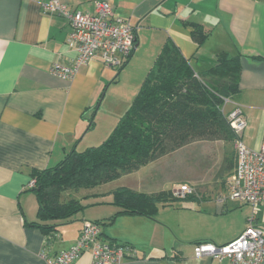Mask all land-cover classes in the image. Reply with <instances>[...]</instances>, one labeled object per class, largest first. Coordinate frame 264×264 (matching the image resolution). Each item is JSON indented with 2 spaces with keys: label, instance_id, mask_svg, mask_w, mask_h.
Here are the masks:
<instances>
[{
  "label": "crops",
  "instance_id": "0c3cea01",
  "mask_svg": "<svg viewBox=\"0 0 264 264\" xmlns=\"http://www.w3.org/2000/svg\"><path fill=\"white\" fill-rule=\"evenodd\" d=\"M49 1L0 0V264H45L41 254L53 257L71 248L85 219L103 220L116 212L114 187L94 189L88 193L106 196L105 201L88 202L89 211L60 223L56 238L47 243L43 233L25 225L36 220L37 211L36 197L25 186L33 170L53 167L73 148L84 150L109 136L168 39L197 72L213 67L219 52L238 57L239 93L224 109L228 113L238 106L242 111L247 127L241 139L247 147L258 149L264 139V0H106L133 27L135 48L119 68L97 59L70 79L50 71L55 62L70 66L76 53L66 45L68 20L43 11ZM59 1L70 12L93 14L95 3L103 0ZM191 24L208 34L200 47L191 40ZM233 154L232 143L193 141L142 166L153 167L140 181L120 186L146 194L168 191L171 170L181 173L180 185L192 187L200 203L159 205L154 219L103 220L106 241L134 248L136 259L125 257L118 264H228L226 259L195 258L193 249L199 242L225 245L247 226L250 209L242 205L248 204L210 202L225 193L235 167ZM251 207L254 224L264 231V203ZM236 211L239 218L233 223L213 227L218 216ZM90 262L84 253L74 264Z\"/></svg>",
  "mask_w": 264,
  "mask_h": 264
},
{
  "label": "trees",
  "instance_id": "16d2710c",
  "mask_svg": "<svg viewBox=\"0 0 264 264\" xmlns=\"http://www.w3.org/2000/svg\"><path fill=\"white\" fill-rule=\"evenodd\" d=\"M191 25V40L200 47L208 34L201 27ZM239 71L238 57L219 52L213 67L197 72L168 39L129 108L106 139L84 150L73 148L55 166L32 171L35 187L26 191L36 197V220L25 225L38 229L45 235L46 242L52 243L60 223L69 221L87 207L75 197L81 190L86 193L83 199L89 198L92 193L88 192L132 174L193 141L220 140L233 144L237 135L229 125L223 106L239 93ZM94 114L92 112L88 119L91 125ZM111 195V203L117 210L103 219L110 223L117 216L154 219L159 205L191 199L194 194L179 198L171 190L146 194L120 187ZM103 220L94 222L107 224ZM103 235L102 230L100 239L110 246L134 251L128 243L106 241ZM200 243L203 242L197 244Z\"/></svg>",
  "mask_w": 264,
  "mask_h": 264
},
{
  "label": "built area",
  "instance_id": "2783aa9c",
  "mask_svg": "<svg viewBox=\"0 0 264 264\" xmlns=\"http://www.w3.org/2000/svg\"><path fill=\"white\" fill-rule=\"evenodd\" d=\"M43 10L66 18L71 27L66 45L76 53V57L70 66L53 63L50 71L57 76L70 79L81 66L97 59L105 67L119 68L135 48L136 35L133 27L126 19L116 15L106 0L95 3L93 14L70 12L59 0H50ZM226 116L237 135L233 143L237 162L227 181L225 193L218 195L217 201L221 204L237 201L253 207L263 204L264 139L258 149L247 147L241 139L246 121L240 108L234 106ZM34 187L35 180L31 179L25 189ZM173 192L176 197L185 198L193 194V189L182 185ZM254 221V216H251L244 231L225 245L217 246L208 242L196 244L193 249L194 257H210L218 261L226 259L228 264H264V231ZM101 232V225L85 220L77 241L71 248L60 251L53 257L42 253L41 257L45 264H74L82 254L88 253L90 264H118L125 257L134 254V251L127 248L112 247L102 241Z\"/></svg>",
  "mask_w": 264,
  "mask_h": 264
},
{
  "label": "rangeland",
  "instance_id": "374dc122",
  "mask_svg": "<svg viewBox=\"0 0 264 264\" xmlns=\"http://www.w3.org/2000/svg\"><path fill=\"white\" fill-rule=\"evenodd\" d=\"M223 111L225 113H227V109L226 108L224 109V106H223ZM232 147H233V144H232ZM233 151H234V148H233ZM233 156H235L234 158H235V166H236V162H237L236 152H234ZM167 164L173 166L174 165V162H171V161L168 160L167 161ZM153 165L155 166L156 164H153ZM151 167H153V166L143 167V168H141L140 172H138V173L136 172L134 174H131L130 176L129 175L128 176L127 175L126 176H122L119 179H117L115 181H112L110 183H107V184H105V186H101V188L100 187L99 188L103 190V189H107L109 187L110 188H113L114 187V189H115L116 187H120V186H125V185L130 186L131 183H136L137 181H140L143 178L144 173L148 169H150ZM234 169H235V167H234ZM167 174H168L167 176H168V180H169L168 181L169 183L166 185V189L167 190H174L175 188L178 189L180 186H182V185H180V182L182 180H184V179H183L182 176H180L181 173L173 172V171L169 170ZM99 188H96V189L100 190ZM84 193H85V190H81L79 193H76L75 194V197L78 198V199H80L82 201V204L87 205V207L82 212L78 213L75 216L81 217L84 214V212L86 214L89 211L88 209L91 206L88 205V202L89 203H92V202H95L97 200H103V201H105V197L106 196L105 197L102 196V197H99V198L97 196H91L89 198L83 199ZM28 194L30 195V197H32V199H35L33 192H28ZM211 197H213V195ZM214 200H215V198L212 201H210V202H218V201H216V200L214 201ZM228 202L233 203L232 201H228ZM198 203H200L199 200L194 199V197H192L191 199L177 200L176 202L173 203V205L174 206H179V205L182 206V205H187V204H194V205H196ZM242 207H247L248 209H250V212H249L248 217H247V219H249L252 216L251 215V213H252L251 212L252 207L251 206H248V205H242ZM238 215H239V212L236 211V212H233V213L225 214L223 216H218L215 219L216 224L213 227H216V228H220V227L221 228H224V227H227L228 224H230L231 222L233 223L234 220H237L239 218ZM260 217H261V220L263 221V219H264V213L261 212Z\"/></svg>",
  "mask_w": 264,
  "mask_h": 264
},
{
  "label": "bare ground",
  "instance_id": "6f19581e",
  "mask_svg": "<svg viewBox=\"0 0 264 264\" xmlns=\"http://www.w3.org/2000/svg\"><path fill=\"white\" fill-rule=\"evenodd\" d=\"M241 113H242V111H241ZM242 115H243V113H242ZM243 117H244V119H245V116L243 115ZM245 121H246V119H245ZM229 125H230V123H229ZM230 127H231V125H230ZM246 127H247V121H246ZM232 128V127H231ZM233 130V129H232ZM233 132H234V130H233ZM244 132V131H243ZM235 133V132H234ZM243 134V133H242ZM263 141V140H262ZM235 152V151H234Z\"/></svg>",
  "mask_w": 264,
  "mask_h": 264
}]
</instances>
